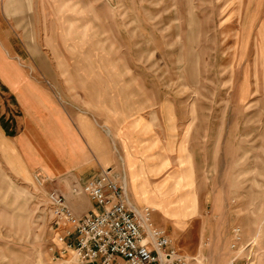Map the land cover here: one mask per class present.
Here are the masks:
<instances>
[{"label":"rangeland","instance_id":"1","mask_svg":"<svg viewBox=\"0 0 264 264\" xmlns=\"http://www.w3.org/2000/svg\"><path fill=\"white\" fill-rule=\"evenodd\" d=\"M42 3L44 91L114 129L107 165L95 174L112 169L125 183L117 128L146 118L147 128L132 129L133 143L147 147L144 164L163 165L149 176L165 181L168 215L154 214L173 247L189 264H264V0ZM19 106L0 103L7 137L20 134L21 117L32 112ZM130 109L136 117H115ZM28 137L10 141L29 179L0 148V264H64L75 236L61 241L73 228L52 224L47 192L68 202L86 195L71 193V179L40 185L42 158ZM184 195L197 207H181Z\"/></svg>","mask_w":264,"mask_h":264},{"label":"crops","instance_id":"2","mask_svg":"<svg viewBox=\"0 0 264 264\" xmlns=\"http://www.w3.org/2000/svg\"><path fill=\"white\" fill-rule=\"evenodd\" d=\"M42 1L44 0H0V103L16 101L23 112L32 111L21 117L25 119V129L20 134L18 132L13 138L7 137L6 128L2 125L0 132L15 143L22 138L34 136L33 140L25 139L24 143L28 147L35 144L36 152L40 150L42 162L38 164L40 172L38 171L36 175L45 183L49 180L53 182L71 179L72 186L81 185L95 177L97 175L95 173L107 165L109 157L106 151L111 149L107 134L114 133V129L104 130L100 124L95 125L86 112L79 115L70 113L67 111L69 107L61 108L63 106L44 91L42 72L46 67L42 59V46L39 43L42 36L40 32V23L43 20ZM30 28L34 29V36L28 32ZM28 69H34L35 74H29ZM115 117L125 119L136 116L130 109L117 111ZM141 123L146 126L147 119L138 117L117 128V132L122 135L118 145L125 164L124 181L132 205L141 211L150 209L154 225L162 229L163 226L157 223L158 218L155 214L159 211L163 213V217H167L168 212L165 208L169 206L170 200L161 199L166 196L164 195L166 192L163 191L165 181L156 184V181L151 182L149 176V173L151 175L162 173L163 165L159 167L144 164L140 157L147 147L141 149L133 143L132 129ZM10 140L0 137L3 155L9 159V164L19 174L29 179L28 170L20 162V157ZM155 144L151 142V146L148 144V147L151 148ZM152 156L154 155L144 153V158ZM193 201L195 200H189L188 197L183 198L180 205L182 207L184 202L191 205ZM80 203L84 205L81 208ZM69 204L78 217L87 215L96 208L87 196L79 197ZM195 204L197 207L196 201ZM192 207L195 216L197 212L195 206Z\"/></svg>","mask_w":264,"mask_h":264},{"label":"built area","instance_id":"3","mask_svg":"<svg viewBox=\"0 0 264 264\" xmlns=\"http://www.w3.org/2000/svg\"><path fill=\"white\" fill-rule=\"evenodd\" d=\"M36 181L45 182L36 176ZM71 193L86 195L96 206L78 217L66 196L56 189L47 192V211L57 228L73 230L67 244L72 256L64 264H189L172 245L166 232L154 225L152 211L136 209L126 184L108 169L84 184L72 186Z\"/></svg>","mask_w":264,"mask_h":264},{"label":"bare ground","instance_id":"4","mask_svg":"<svg viewBox=\"0 0 264 264\" xmlns=\"http://www.w3.org/2000/svg\"><path fill=\"white\" fill-rule=\"evenodd\" d=\"M61 241H62V238H61ZM63 242V241H62Z\"/></svg>","mask_w":264,"mask_h":264}]
</instances>
